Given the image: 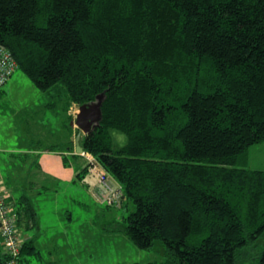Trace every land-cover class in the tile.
I'll return each mask as SVG.
<instances>
[{"label":"trees","instance_id":"16d2710c","mask_svg":"<svg viewBox=\"0 0 264 264\" xmlns=\"http://www.w3.org/2000/svg\"><path fill=\"white\" fill-rule=\"evenodd\" d=\"M0 46L67 106L105 92L82 154L135 206L106 232L162 240L174 264H264V170L237 166L264 141V0H0ZM41 150L7 181L19 234L38 219ZM39 253L25 239L17 264Z\"/></svg>","mask_w":264,"mask_h":264},{"label":"rangeland","instance_id":"374dc122","mask_svg":"<svg viewBox=\"0 0 264 264\" xmlns=\"http://www.w3.org/2000/svg\"><path fill=\"white\" fill-rule=\"evenodd\" d=\"M66 101L63 91L55 88L42 90L21 69L15 70L0 91V176L3 175L10 181L16 175L15 166L21 161L14 159L22 156L23 152L33 153L47 147L67 150L74 133L72 119L69 117L76 116L79 104L71 103L67 106ZM72 104L75 109L69 114ZM114 135L125 140V135L121 133L114 132ZM91 156L86 154L89 159L81 155L77 159L68 158L83 168L90 163ZM92 162L97 171L103 170L97 159ZM237 166L264 170V141L250 146L245 160H239ZM24 168L21 171H27V167ZM90 172L88 181L100 184L101 191L98 190L97 195L101 201L109 194L108 188L102 184L96 171ZM107 176L108 184L113 189L118 188L120 183L116 184L118 181L112 175ZM38 182L41 183V179ZM48 182L51 183L49 180ZM3 184L8 189L4 182ZM61 184L64 185V182ZM77 186L78 189H61V194L55 197L57 202L52 193L31 195L38 213L37 222L32 227L22 223L19 230L25 239L37 235L36 245L41 251L43 262L39 263L36 257L26 255L20 264H82L72 254L78 246L88 247L95 264H174L162 240H156L149 248H140L124 232H105L110 229L113 221L122 220L134 210L131 199L123 200L122 193L118 202L108 204L101 201V204H97L98 207L91 200L88 207L92 210L88 211L79 202L89 201L90 193L80 181H77ZM10 201L14 202L13 195L10 196ZM66 209L72 212V220L70 213L65 212ZM63 246L65 249L62 252Z\"/></svg>","mask_w":264,"mask_h":264},{"label":"crops","instance_id":"0c3cea01","mask_svg":"<svg viewBox=\"0 0 264 264\" xmlns=\"http://www.w3.org/2000/svg\"><path fill=\"white\" fill-rule=\"evenodd\" d=\"M73 106H74L73 104L70 105L69 114H71L73 112V109H75ZM77 131H78V128H76L74 126L73 139L71 142H74V138H75V135L77 134ZM69 145L66 147L67 150L55 148L56 150L51 151V150H46L44 148L38 152V153H40L39 163L41 165V172L44 175V177H42V175H41V177L39 179L43 178V179H41L43 181H41V183H39V182L35 183L34 189L32 191H30L32 196L38 195L39 194L38 190H36V191H34V190L41 188V186L43 185L44 191L42 193H46L47 195L52 193L54 195V199L57 202L58 200L55 197L57 195L61 194L60 193L61 189H63V188L68 189V188H73V187L75 189H78L77 181H80V180L77 178V173L82 169V167H80L79 165H76L74 163V161L70 160L68 157H73L74 159H77L80 155L83 157L84 156L86 157V154H88V153L79 154V152L76 150V148H74V150L71 151L68 148ZM49 148H51V147H49ZM86 158L89 159L88 157H86ZM86 165L87 164H85L83 167H85ZM89 173H91V172L89 171ZM89 173L86 175L84 181H80V182L89 191L91 198H89V201L88 200H85V201L80 200V202H79L80 205L84 204L82 206L87 207L88 211L92 210L90 207H88L89 206L88 203L91 200L95 201L96 206L99 203L101 204V201L98 199V195H97V192L100 188V184L98 182L96 184H93L92 181H90V180L88 181V176L90 175ZM1 176H2L3 182L5 183L6 187L8 188V190L11 192V194H14L13 187L7 183L8 180L3 175H1ZM48 180L51 183H49ZM61 182H64V185L61 184ZM72 184H74L75 186H72ZM116 184H119V182ZM99 191H101V190H99ZM42 193H40V194H42ZM66 211L68 213H70L69 217L72 220V212L68 209H66L65 212ZM108 233L113 234L114 232H108ZM52 235H56V234H52ZM36 238H37L36 234H34V238L28 237V239H32L34 241L35 245H36V240H37ZM58 247L60 249V246H58ZM64 249H65V246H63L62 252L64 251ZM39 252H40L39 254H37L33 257H36L38 262L42 263L43 258H42V254H41L40 249H39ZM62 252H60V253H62ZM50 253H53V252L50 251ZM72 254L75 255V258H76L78 263L82 262V264H95V262H96V261L95 262L93 261V255L90 252V250L88 249V247L78 246L77 248L74 249V252H72ZM28 263H29V261H28ZM55 264H57V263H55Z\"/></svg>","mask_w":264,"mask_h":264},{"label":"built area","instance_id":"2783aa9c","mask_svg":"<svg viewBox=\"0 0 264 264\" xmlns=\"http://www.w3.org/2000/svg\"><path fill=\"white\" fill-rule=\"evenodd\" d=\"M17 64L13 59L11 53L5 47L0 46V88L10 78L14 72ZM93 160H96L91 156ZM90 161V171H96L100 177L102 184L108 188L107 196H104L101 201L108 204L118 202L122 194V187L118 185V188L113 189L108 184V176L104 171H97L96 165L93 160ZM91 163L93 166H91ZM1 174V170H0ZM11 192L4 188L2 177L0 176V234L3 236V245L5 252L11 256L7 264H17L18 255L20 254L23 237L16 228V214L13 213V203L10 201Z\"/></svg>","mask_w":264,"mask_h":264},{"label":"water","instance_id":"95a60500","mask_svg":"<svg viewBox=\"0 0 264 264\" xmlns=\"http://www.w3.org/2000/svg\"><path fill=\"white\" fill-rule=\"evenodd\" d=\"M104 98L105 92H102L96 96L94 101L81 104L76 116L71 120V125L79 128V131L74 138L75 147L79 153L84 152V148L81 145L82 134L89 133L101 123Z\"/></svg>","mask_w":264,"mask_h":264},{"label":"bare ground","instance_id":"6f19581e","mask_svg":"<svg viewBox=\"0 0 264 264\" xmlns=\"http://www.w3.org/2000/svg\"><path fill=\"white\" fill-rule=\"evenodd\" d=\"M78 111H79V109H78ZM78 111H77V112H78ZM76 114H77V113H76ZM79 154H82V153H79Z\"/></svg>","mask_w":264,"mask_h":264}]
</instances>
